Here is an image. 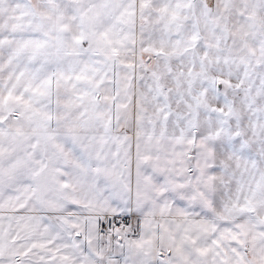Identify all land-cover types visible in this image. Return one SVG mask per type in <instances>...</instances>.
<instances>
[{"label":"snow or ice","instance_id":"1","mask_svg":"<svg viewBox=\"0 0 264 264\" xmlns=\"http://www.w3.org/2000/svg\"><path fill=\"white\" fill-rule=\"evenodd\" d=\"M0 264H264V0H0Z\"/></svg>","mask_w":264,"mask_h":264}]
</instances>
